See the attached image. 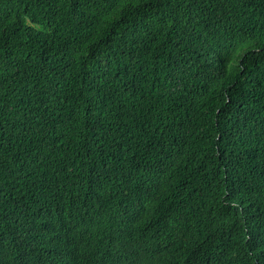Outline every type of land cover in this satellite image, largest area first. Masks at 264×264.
I'll return each instance as SVG.
<instances>
[{
	"label": "trees",
	"instance_id": "1",
	"mask_svg": "<svg viewBox=\"0 0 264 264\" xmlns=\"http://www.w3.org/2000/svg\"><path fill=\"white\" fill-rule=\"evenodd\" d=\"M0 264H264V0H0Z\"/></svg>",
	"mask_w": 264,
	"mask_h": 264
}]
</instances>
